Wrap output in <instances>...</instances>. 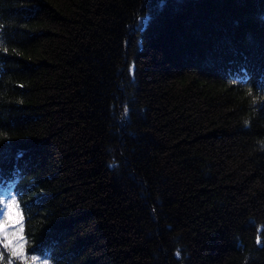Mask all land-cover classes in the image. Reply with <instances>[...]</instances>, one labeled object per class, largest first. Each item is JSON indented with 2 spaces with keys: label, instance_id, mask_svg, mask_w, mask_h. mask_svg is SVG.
Wrapping results in <instances>:
<instances>
[{
  "label": "trees",
  "instance_id": "trees-1",
  "mask_svg": "<svg viewBox=\"0 0 264 264\" xmlns=\"http://www.w3.org/2000/svg\"><path fill=\"white\" fill-rule=\"evenodd\" d=\"M0 41L17 251L264 264V0H0Z\"/></svg>",
  "mask_w": 264,
  "mask_h": 264
},
{
  "label": "snow or ice",
  "instance_id": "snow-or-ice-1",
  "mask_svg": "<svg viewBox=\"0 0 264 264\" xmlns=\"http://www.w3.org/2000/svg\"><path fill=\"white\" fill-rule=\"evenodd\" d=\"M3 41H0V46H2ZM246 79V75H245ZM127 113V109L125 110V115ZM22 155V154H21ZM17 194H13L11 192L10 187L5 186L0 189V247L4 250L10 252L11 256L9 258L8 264H12L11 257H16L18 260L23 261V264H37V261L40 260L41 264H50L49 259L47 258V254L43 258L37 257L35 255L31 256L30 261L28 257L24 255L22 246L21 250H16V243L14 240H10V233L8 231L9 227H13L11 224V215L13 208H18L19 205L16 203L15 196ZM7 201V202H5ZM12 236H15V233H11ZM16 239L22 240V237H17ZM179 254V250L178 253ZM4 260V252L0 251V261Z\"/></svg>",
  "mask_w": 264,
  "mask_h": 264
}]
</instances>
